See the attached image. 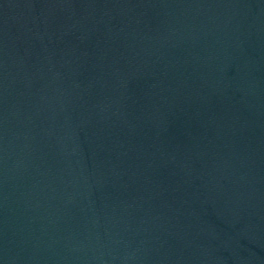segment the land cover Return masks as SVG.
<instances>
[{"label": "water", "instance_id": "water-1", "mask_svg": "<svg viewBox=\"0 0 264 264\" xmlns=\"http://www.w3.org/2000/svg\"><path fill=\"white\" fill-rule=\"evenodd\" d=\"M0 264H264V0H0Z\"/></svg>", "mask_w": 264, "mask_h": 264}]
</instances>
